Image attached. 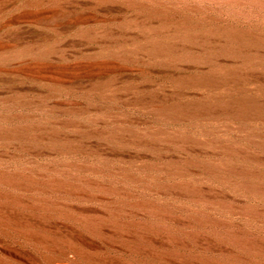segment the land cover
Listing matches in <instances>:
<instances>
[{
    "label": "rangeland",
    "instance_id": "374dc122",
    "mask_svg": "<svg viewBox=\"0 0 264 264\" xmlns=\"http://www.w3.org/2000/svg\"><path fill=\"white\" fill-rule=\"evenodd\" d=\"M0 44V176L22 179L0 178V264H264V248L228 244L212 223L185 229L137 205L264 240V195L246 188H264V117L201 107L219 84L264 87L227 79L264 72V0H0ZM116 59L125 69H109ZM25 65L66 75L17 72ZM201 186L222 197L185 192ZM131 225L168 227L186 247L100 229Z\"/></svg>",
    "mask_w": 264,
    "mask_h": 264
},
{
    "label": "bare ground",
    "instance_id": "6f19581e",
    "mask_svg": "<svg viewBox=\"0 0 264 264\" xmlns=\"http://www.w3.org/2000/svg\"><path fill=\"white\" fill-rule=\"evenodd\" d=\"M27 15H28L27 17L33 16V18H34V16H36L34 11L28 13ZM2 49H5V48L2 44H0V50H2ZM118 62H119V59H116V64ZM108 65H110V64H108ZM64 67L62 66V67L52 68V67L46 66V67H39V68L35 69V68H32L31 65H25L23 67L17 68L16 70H17V72L24 71L26 73L32 72L33 70H37L39 72H47V73H50L51 76H45V77H49V78H52L54 80L59 81L60 77L62 78L63 76L66 75ZM109 69L111 71H116L117 69L120 70V69H125V68L120 66L119 64H117V65H114L113 67H111ZM253 71L254 72H248V71L246 72L245 69L242 67L237 68V69L228 70L227 72H228L229 76L227 77V79L230 81L239 82L241 79L243 80L244 78L258 77L260 80L264 81V72L259 71V70H253ZM190 83H192L196 86L205 87L207 90L210 89L212 91L214 88H216V87H213L212 81L205 80V79H197L195 81H190ZM220 86L221 85L219 84L218 88H222L220 93L208 94L207 98L203 99V103H202L203 105L201 107L206 108V109H213L215 111H220V112H227V113L232 114L233 116H236V117L237 116L250 117V116H255V115L264 117V87L263 88L262 87H253V88L247 89V90L241 89V90L236 91L237 92L236 95L235 94L231 95L230 92L227 93V90H224V87H220ZM214 103H217V104H214ZM179 105L180 104H175V106H174V104H173L172 110L177 112V113H180V114H183L189 110L190 111L196 110L197 107H200V106H196V107L193 106V108H190L187 106H182V105L179 106ZM14 173H16V172H14ZM0 178H3L7 181H10L13 184H16L17 180L20 178V175L10 173V174L3 176V177L0 176ZM21 181H22V179H21ZM246 188L250 192L264 195V188L257 187V186L252 185V184L246 186ZM171 189L174 193H176L178 195H180L179 193H182L184 190H186L182 187L179 189V191L176 188H171ZM185 192H188L197 198H201L202 196H205L209 199L221 198L222 194H223V193L219 192L218 190H215V189H212V188L206 187V186H204V187L201 186L199 188L191 187L190 189L186 190ZM151 201H153V200H151ZM137 205L142 207V208H149L148 211H150V214H153V215L156 214L157 216L160 215L161 217H165L166 219L174 220L178 225H180L181 227H184L185 229L190 228V225H195V226H200V227H208V225H210L212 223L214 226L219 227L222 230H224V236L223 237H224L225 242H227L228 244H231L234 246H239L240 248H246V249H250V250L255 249L256 246L264 248V240L263 239L255 237V236H249V234L246 233L244 229H240L237 226L230 224V223H227L225 221L212 220V222H211V219L210 220H207L206 218L200 219V218H197L196 216H190L187 219L184 217H180V216L172 217L167 208H165L161 205L152 203L150 201L149 202L148 201H141ZM161 212H163V213H161ZM259 212H261V211H259ZM261 214H258V216L264 217V212ZM131 226H133V228L136 227L134 225H131ZM140 227H138L139 230H137L138 228H134L130 233L124 232V231L117 232L114 229H110V228L105 229V228L101 227L100 229L108 232L112 236H120V237H124L126 239L127 238L128 239L129 238H135L139 242L140 241L142 242V238L144 237V235L142 237H139L140 235H138V234H140L143 231L145 233V235L148 233H152L156 236H159L161 243L165 247H167L168 249H170L171 243L174 245L176 244L177 246L182 247V248L186 247V243L183 240H180L179 238H177V236L168 227H164V228H160V229L156 228V226L154 227L152 225H148V226L144 225L143 228H140ZM184 234L191 241L199 243L202 247H204L206 249H212V248L217 249L218 247L222 248V246H219L215 242V240L208 235L195 236L192 234V232H189V231H186V232L184 231ZM224 249H227V250L231 251L232 253L234 251L232 246L227 247V248L225 247ZM47 260H48V264H53L52 258L47 259Z\"/></svg>",
    "mask_w": 264,
    "mask_h": 264
}]
</instances>
